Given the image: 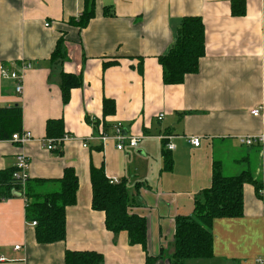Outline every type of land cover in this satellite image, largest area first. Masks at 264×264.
Segmentation results:
<instances>
[{
    "label": "crops",
    "instance_id": "obj_1",
    "mask_svg": "<svg viewBox=\"0 0 264 264\" xmlns=\"http://www.w3.org/2000/svg\"><path fill=\"white\" fill-rule=\"evenodd\" d=\"M230 1L95 0L93 18L79 29L69 21L84 12V0H0V66L12 71L30 65L19 97L14 83L0 76V108L20 106V131L33 138L22 147L0 141V171L12 169L23 155L29 179L57 180L71 168L78 180L75 204L65 210L63 242L38 244L23 198L0 200V264H64L66 251L99 253L103 264H145L142 248L130 246L125 232L107 231L104 213L91 208L90 169L101 167L107 180L125 182L131 211L145 218L146 252L162 256L154 264H170L176 219L192 215L195 199L210 186L214 163L230 177L223 173L226 159L235 165L257 161L253 172L247 170L261 182V193L244 185L242 217L214 220L212 256L184 264H264V146L236 142L264 131V0H244L242 17L231 15ZM104 7L115 16L105 17ZM187 16L202 19L205 54L196 74L166 86L157 57ZM60 38L65 60L50 67ZM111 61L117 64L104 66ZM61 73L81 74V87L70 91L66 105ZM104 99L114 102L111 116L102 114ZM91 117L99 127L121 123L126 133L144 138L123 152L112 141L83 148ZM50 120H62L74 139L63 143L61 156L41 144ZM162 136L174 146L168 171ZM192 137L200 139L198 147L190 144ZM234 169L233 176L246 171ZM52 188L47 184L42 192Z\"/></svg>",
    "mask_w": 264,
    "mask_h": 264
},
{
    "label": "trees",
    "instance_id": "obj_2",
    "mask_svg": "<svg viewBox=\"0 0 264 264\" xmlns=\"http://www.w3.org/2000/svg\"><path fill=\"white\" fill-rule=\"evenodd\" d=\"M95 0H84V12L77 21L69 23L79 29L85 28L94 16ZM110 7H104L105 17L115 16ZM230 13L233 17L245 14L244 0H231ZM63 39L55 46L50 67L60 65L65 60ZM205 54L204 25L200 17H183L175 30L174 41L166 53L157 57L162 72V82L166 86L183 84L185 78L197 73L200 59ZM116 61L104 66L115 65ZM142 71V66H139ZM81 74H60V92L63 105L69 101L70 91L81 87ZM115 111L112 100L102 101L103 116H111ZM96 130L98 121L87 119ZM103 131L109 130L108 125L102 126ZM21 107L0 108V141H8L13 134L21 131ZM108 132V131H107ZM66 133L62 120H50L45 125V139L59 140ZM163 148L164 168L170 170L172 160L170 152L165 149L166 140L161 141ZM62 143L57 144L51 153L61 156ZM15 168L0 171V200L20 194L25 203V220L35 222V240L46 245L65 240V210L75 204L78 180L71 168H66L57 180H37L27 178L22 182L13 178ZM50 184L52 189L42 192L43 186ZM90 184L92 191L91 208L102 212L105 216V229L113 235L120 232L127 234L130 246H140L145 253V264H154L162 258L152 257L146 252L147 224L144 217L131 211L132 196L124 181L112 184L106 179L103 168L90 169ZM251 185L257 196L261 193L262 184L249 171L240 175L225 177L221 174L218 163H214L210 186L195 199L193 213L187 217H178L175 221L173 252L169 258L170 264H184L186 260H204L213 254L212 224L217 219H236L243 215V187ZM22 193V195H21ZM64 264H103V256L96 252L66 251ZM238 264V263H235Z\"/></svg>",
    "mask_w": 264,
    "mask_h": 264
},
{
    "label": "built area",
    "instance_id": "obj_3",
    "mask_svg": "<svg viewBox=\"0 0 264 264\" xmlns=\"http://www.w3.org/2000/svg\"><path fill=\"white\" fill-rule=\"evenodd\" d=\"M30 68V65H21L17 68H14V70L9 71L7 70L4 66H0V76L3 79L10 80L14 83V88L13 91L14 93L19 97L23 93V74L26 70ZM251 115L253 117H258L260 115V108L254 109L251 111ZM162 118V115L158 117V120ZM91 121H95L94 117H91ZM111 129V133L108 134V132H104L102 127H99L95 130L92 128V133L81 140V144L83 148H86L90 142H97L101 146L105 145L107 142L112 141L115 143V147L118 151H123L125 148H130V149H136L140 142L143 140V136H135L131 135L129 133H126L122 124L121 123H116L114 125L109 126ZM171 137H159L158 139L166 140L168 141L165 149L169 152L174 150V146L169 142ZM33 140L31 134L29 132H20L13 134L11 138L8 140L9 143L14 144L16 146L22 147L25 144L31 142ZM68 140H74L72 137L69 135H64L61 139L59 140H50V139H43L41 141L42 147L49 151L52 152L58 144L64 143L65 141ZM190 144L193 147H198L200 143V139L197 137H192L190 140ZM238 143L246 148L253 147V146H264V131L257 135V136H240L237 138ZM15 172L13 174V178L16 180H19L22 182V187L24 186L28 175V168H29V161L27 158L23 155H18L15 159V164H14ZM120 180L118 179H113L110 181L112 184H118ZM22 195V193H21ZM32 226H36L35 222L30 223ZM14 249L16 251L19 250V246H15ZM2 258H0V262H2ZM260 263V261H259Z\"/></svg>",
    "mask_w": 264,
    "mask_h": 264
},
{
    "label": "rangeland",
    "instance_id": "obj_4",
    "mask_svg": "<svg viewBox=\"0 0 264 264\" xmlns=\"http://www.w3.org/2000/svg\"><path fill=\"white\" fill-rule=\"evenodd\" d=\"M176 30V29H175ZM236 142L238 143V141L236 140ZM239 144V143H238ZM240 150V148H239ZM123 152V151H122ZM238 160L241 161V157H238ZM223 165H225V168L223 170V173L227 176H233L235 175V169L234 168H243V170H252V172L255 170L256 166L258 165L257 161H249V164H247L245 161L239 162L237 165H235L234 163H231V159L228 161V159H226L223 162ZM240 170V169H239Z\"/></svg>",
    "mask_w": 264,
    "mask_h": 264
},
{
    "label": "water",
    "instance_id": "obj_5",
    "mask_svg": "<svg viewBox=\"0 0 264 264\" xmlns=\"http://www.w3.org/2000/svg\"><path fill=\"white\" fill-rule=\"evenodd\" d=\"M13 197H15V198H19V197H20V194H18V193H13Z\"/></svg>",
    "mask_w": 264,
    "mask_h": 264
}]
</instances>
